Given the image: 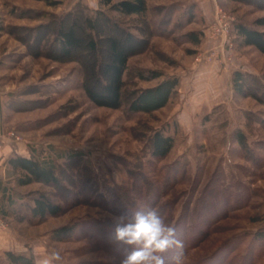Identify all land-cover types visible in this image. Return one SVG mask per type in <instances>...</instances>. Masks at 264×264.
Segmentation results:
<instances>
[{
	"label": "rangeland",
	"instance_id": "obj_1",
	"mask_svg": "<svg viewBox=\"0 0 264 264\" xmlns=\"http://www.w3.org/2000/svg\"><path fill=\"white\" fill-rule=\"evenodd\" d=\"M146 1L148 11L139 18L109 12L99 0H58L51 5L40 0H0V23L5 29L0 37V169L9 156H29L32 148L50 151L63 184L17 187L10 182L13 198L18 194L22 203L14 201L9 215H0L7 225L0 235L12 239L19 231L22 253L32 254L37 264H43L54 249L62 259L53 264H120L122 258L114 257L108 247L118 246L122 251L118 257H124L130 245L111 241L103 228H115L117 218L126 213L117 185L125 188L133 177L137 186L144 184L142 176L160 180L157 209L167 205L172 222L184 210L191 214L212 187L237 184L253 193L251 198L235 209L227 201L218 206L220 219L189 253V260L210 256L234 241L240 243V251L251 244L257 254L254 264H264L263 244L253 240L264 230V54L239 48L232 31L234 52L225 68L220 60L207 59L214 45L204 46L213 43L206 31L217 9L234 19L233 26L239 22L253 26L264 18V0ZM99 13H106L111 21L99 19ZM61 30H72L83 46L94 40L97 52L77 49L65 57L58 47ZM189 32H203L200 46L187 43L184 37ZM125 33L146 45L128 61L123 106L96 107L85 86L106 82L103 68L109 39ZM203 67L213 68L219 77L200 75L194 81ZM151 71L163 77L149 81L138 77ZM236 71L247 74L249 91L258 100L235 93ZM166 77H178L180 85L164 108L152 114L128 112L134 92L154 87ZM156 130L172 136L174 147L153 171L146 163L149 138ZM236 132L246 137L247 150L235 141ZM72 150H81L84 157L68 164ZM171 166L175 169L170 173ZM37 193L48 195L65 212L43 221L32 219V197ZM129 196L143 206L141 191ZM65 225L75 227L72 237L53 241L52 231ZM16 248L14 252H21ZM0 264H6L3 254Z\"/></svg>",
	"mask_w": 264,
	"mask_h": 264
},
{
	"label": "trees",
	"instance_id": "obj_2",
	"mask_svg": "<svg viewBox=\"0 0 264 264\" xmlns=\"http://www.w3.org/2000/svg\"><path fill=\"white\" fill-rule=\"evenodd\" d=\"M51 5L53 1L58 0H40ZM241 1V0H234ZM99 3L107 8L109 12L116 13L120 16L127 17H145L148 6L146 0H99ZM99 19L107 22L111 21L106 13H99ZM255 27L264 28V18L258 19L254 22L253 26H247L244 23H237L233 26V33L237 38L239 48L250 47L264 54V30H257ZM5 32L3 25L0 23V37ZM187 43L197 47L200 46L203 39V32H189L184 37ZM145 43L140 41L133 34L125 33L121 38H110L108 48V61L105 63L103 71L106 77L105 83H99L93 86H85V93L88 99L99 108H107L111 110H119L123 106L124 101V75L128 68V61L137 53L145 49ZM58 47L60 52L65 57H69L74 50L89 49L91 53L97 52V44L91 40L85 46L79 40L72 30H61L58 37ZM247 74L236 71L233 74L232 86L235 93L243 95L244 97L252 96L259 99L254 93L249 91ZM141 80H155L163 77V74L157 71H151L148 74H138ZM180 85L178 77H166L156 86L141 89L132 94L128 103V112L130 114H152L164 108L173 95L176 93ZM235 141L243 149L248 148L246 137L242 132H236L234 135ZM174 147V138L170 135L164 134L161 130L153 132L149 138V155L150 160L147 165L153 171H156V164L164 161L170 154ZM250 151V150H249ZM45 155V156H43ZM84 157L81 150H72L70 155L67 156V163L82 159ZM5 179L6 183L0 180V215L7 217L9 215L8 209L13 207L14 202L13 190L10 188V182H13L17 187H24L33 183H41L51 187H62L60 169L56 165V159L49 152H40L37 148H32L29 156L13 155L6 161ZM175 166V165H174ZM174 166L169 167L170 173L175 169ZM181 172L184 173L186 168L181 167ZM159 172V171H158ZM160 173L158 175L160 176ZM170 176V175H168ZM132 183L125 187L117 185L115 189L123 195V203L126 204V212H135L148 209H156L160 211L167 223L174 225L177 229V238L181 240L185 247L186 261L185 264H254L256 257L251 250V244H248L244 251H240V243L231 241L224 246L219 247L210 256L200 257L197 260H189V253L196 249L201 241L211 233L214 224L220 219L218 206L224 201H227L228 206L233 209L239 205L247 203L246 199L251 198L252 194L246 187H241L237 184L224 185V180L221 179L224 186H214L206 192L195 204L194 211L190 214L189 211L184 210L179 217L172 222L169 220L171 211L166 214L167 205L157 209L155 197L159 195L162 188L159 187L160 180L155 181L142 176L144 184L137 186L135 178H130ZM141 189V190H140ZM140 191L145 195L144 204L141 206L134 203L130 198V193L139 195ZM166 193V192H165ZM210 194V195H209ZM209 195V196H208ZM102 197V196H101ZM244 198V199H243ZM243 199V200H242ZM226 202V203H227ZM33 206L30 208V215L32 219L43 221L47 217H57L65 212L64 208L51 201L48 195L37 193L32 197ZM225 203L223 204V206ZM222 206V205H221ZM225 209V208H224ZM219 213V214H218ZM168 215V216H167ZM98 227L100 224H96ZM101 225H104L101 223ZM105 233L110 232L109 239H115V228L103 226ZM95 231H97L95 229ZM101 231V230H99ZM75 233V227L65 225L56 228L51 233L53 241H62L63 239L70 238ZM104 233V235H105ZM103 235V232H102ZM108 235V234H107ZM261 242L262 249H264V230H261L253 238ZM119 243L122 245L123 242ZM133 246L129 247L131 251ZM108 250L113 251L116 258L122 251L118 246L108 247ZM238 252L228 258L229 254ZM4 260L6 264H37L35 257L32 254H25L22 252L6 251L4 252ZM171 252L166 254V259L170 257Z\"/></svg>",
	"mask_w": 264,
	"mask_h": 264
},
{
	"label": "clouds",
	"instance_id": "obj_3",
	"mask_svg": "<svg viewBox=\"0 0 264 264\" xmlns=\"http://www.w3.org/2000/svg\"><path fill=\"white\" fill-rule=\"evenodd\" d=\"M115 239L133 246L120 264H185L184 244L177 229L156 209L126 212L117 218ZM171 252L166 259V254ZM59 250H52L43 264L61 261Z\"/></svg>",
	"mask_w": 264,
	"mask_h": 264
},
{
	"label": "built area",
	"instance_id": "obj_4",
	"mask_svg": "<svg viewBox=\"0 0 264 264\" xmlns=\"http://www.w3.org/2000/svg\"><path fill=\"white\" fill-rule=\"evenodd\" d=\"M233 21L234 19L230 15L221 9H217L215 17L206 31L208 39L212 40L214 45L207 59L220 60L225 68H227L228 60L234 52V43L232 41ZM198 62H202V60L198 58ZM2 146L3 139L0 136V152ZM0 229L4 231L7 229L6 222L1 218Z\"/></svg>",
	"mask_w": 264,
	"mask_h": 264
},
{
	"label": "crops",
	"instance_id": "obj_5",
	"mask_svg": "<svg viewBox=\"0 0 264 264\" xmlns=\"http://www.w3.org/2000/svg\"><path fill=\"white\" fill-rule=\"evenodd\" d=\"M209 45H213V43L208 41L207 43L204 44L205 47L209 46ZM201 70L202 71H199L195 75L194 81L195 80L197 81V79L199 78L198 76H200V75H201V77L204 76L205 78H208L210 76L211 77H217V78L219 77V75L217 73L213 72L214 71L213 68L211 70H209L207 67L206 68L203 67V69L201 68ZM194 83H196V82H194ZM208 88L210 89V87H208ZM5 169H6V165H4L2 169H0V180L3 182V184H5V174H4L5 173ZM15 197L16 198L14 199V201H16L17 203H22V199L19 197L18 194ZM12 204H13L12 206H14L15 202H13ZM15 233L17 235L13 234L12 239H11V237L8 238L9 236L6 237L4 235H0V254H4V252H6V251H11V250L13 251L14 247L18 248V249L16 248L17 251L23 252L24 249L22 247H20V241H19V236L20 235H18L20 232L15 230Z\"/></svg>",
	"mask_w": 264,
	"mask_h": 264
}]
</instances>
